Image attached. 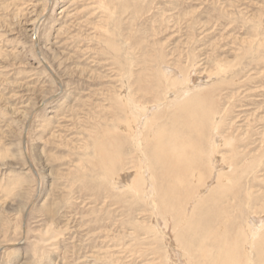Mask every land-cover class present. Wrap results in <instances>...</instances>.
<instances>
[{"label":"rangeland","instance_id":"obj_1","mask_svg":"<svg viewBox=\"0 0 264 264\" xmlns=\"http://www.w3.org/2000/svg\"><path fill=\"white\" fill-rule=\"evenodd\" d=\"M215 263L264 264V0H0V264Z\"/></svg>","mask_w":264,"mask_h":264},{"label":"bare ground","instance_id":"obj_2","mask_svg":"<svg viewBox=\"0 0 264 264\" xmlns=\"http://www.w3.org/2000/svg\"><path fill=\"white\" fill-rule=\"evenodd\" d=\"M35 30V29H34ZM38 40V39H37ZM158 85V84H157ZM123 93V92H122ZM138 100V99H137ZM195 101V100H194ZM189 103V102H188ZM184 105V104H183ZM190 105V104H189ZM184 107H186V106H184ZM133 108H134V106H133ZM136 108H137V106H136ZM135 108V109H136ZM180 108V107H179ZM191 109V108H190ZM134 110V109H133ZM202 111H204V110H202ZM206 114H208V113H206ZM144 115V114H143ZM142 118V117H141ZM154 119V118H153ZM176 119V118H175ZM173 120H174V118H173ZM210 120V119H209ZM154 121V120H153ZM152 121V122H153ZM148 122V121H147ZM151 122V123H152ZM209 122V121H208ZM141 123H142V121H141ZM144 123V122H143ZM188 123H190V122H188ZM135 124V123H134ZM153 124V123H152ZM133 125V124H132ZM147 125V124H146ZM164 126V125H163ZM167 126V125H166ZM214 126H216V125H214ZM211 128V127H210ZM209 128V129H210ZM166 129V128H165ZM213 129V128H212ZM137 130V129H136ZM164 130V129H163ZM138 131V130H137ZM167 131V130H166ZM177 131V130H176ZM189 131H190V129H189ZM139 132V131H138ZM191 132V131H190ZM167 133V132H166ZM166 133H163V134H166ZM175 133V132H174ZM178 133V132H177ZM195 133V132H194ZM174 135V134H173ZM191 135V134H190ZM194 135V134H193ZM172 136V135H171ZM160 138H161V135L159 136ZM163 137V139H166V138H164V136H162ZM169 139V138H168ZM136 140V139H135ZM160 140V139H159ZM133 141V140H132ZM138 141V140H137ZM160 143H162V142H160ZM169 143V142H168ZM103 145V144H102ZM158 145V144H157ZM164 146H165V144H164ZM138 147V146H137ZM148 147V146H147ZM175 148V147H174ZM156 149H157V147H156ZM173 149V148H172ZM176 149V148H175ZM199 149V148H198ZM158 150V149H157ZM107 151V150H106ZM162 151V150H161ZM167 151V150H166ZM199 151V150H198ZM157 152V151H156ZM172 152V151H171ZM178 152V151H177ZM149 153V152H148ZM169 153V152H168ZM157 154V153H156ZM155 154V155H156ZM211 155V154H210ZM165 156V155H164ZM149 157V156H148ZM157 157V155L154 157V158H156ZM151 158H153V157H151ZM168 158V157H167ZM161 159H162V157H161ZM166 160V159H165ZM169 161V160H168ZM200 161V160H199ZM155 162H157V161H155ZM169 163V162H168ZM176 164V163H175ZM195 164V163H194ZM143 165V164H142ZM160 165H162V164H160ZM171 166V165H170ZM176 166V165H175ZM172 167V166H171ZM164 170V169H163ZM147 171V170H146ZM178 174V173H177ZM194 174V173H193ZM219 175V174H218ZM188 176H192V175H188ZM212 176V175H211ZM136 177H138V176H136ZM226 177V176H225ZM178 178V177H177ZM194 178V177H193ZM141 179V178H140ZM209 179V178H208ZM218 179V178H217ZM137 181V179L135 180V182ZM139 181V180H138ZM198 181V180H197ZM196 181V182H197ZM231 181V180H230ZM144 183H145V181H144ZM199 183V182H198ZM219 183V182H218ZM218 183H217V185H218ZM160 184H161V182H160ZM167 184H168V182H167ZM145 185V184H144ZM150 185V184H149ZM220 185V184H219ZM136 186V185H135ZM151 186V185H150ZM181 186V185H180ZM137 187V186H136ZM145 187V186H144ZM150 188V187H149ZM153 190V189H152ZM141 191V190H140ZM143 191V190H142ZM141 191V192H142ZM150 191V190H149ZM161 191V190H160ZM175 191V190H174ZM172 192V191H171ZM170 192V193H171ZM152 193H153V191H152ZM172 193H174V192H172ZM171 193V194H172ZM175 221V220H174ZM176 223V222H175ZM200 224V223H199ZM189 229V228H188ZM183 230V229H182ZM211 231V230H210ZM184 232H186V231H184ZM201 232V231H200ZM212 232V231H211ZM206 234V233H205ZM252 235V234H251ZM207 236V235H206ZM223 238V237H222ZM216 240V239H215ZM242 240V239H241ZM205 243H206V239L205 240H200V241H198L197 242V240H196V245H195V248L197 249V250H199V251H202V249H204V248H206V246H207V244L205 245ZM225 244V243H224ZM250 245V244H249ZM208 248V247H207ZM206 248V249H207ZM208 250H210V249H208ZM216 250V249H215ZM229 250V249H228ZM252 250V249H251ZM166 251V250H165ZM212 252V251H211ZM217 252V251H216ZM200 253V252H199ZM208 254H210V253H208ZM207 254V255H208ZM203 254H201V256H202ZM226 256V255H225ZM207 257H209V255L207 256ZM203 258H205V256L203 257ZM224 258V257H223ZM237 258V257H236ZM202 260V259H201ZM235 260V259H234ZM205 262V261H204ZM213 263H214V261H213ZM231 263V262H230ZM216 264V263H215Z\"/></svg>","mask_w":264,"mask_h":264}]
</instances>
